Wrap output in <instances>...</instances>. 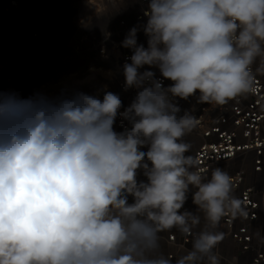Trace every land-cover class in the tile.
Here are the masks:
<instances>
[{
	"label": "clouds",
	"instance_id": "1",
	"mask_svg": "<svg viewBox=\"0 0 264 264\" xmlns=\"http://www.w3.org/2000/svg\"><path fill=\"white\" fill-rule=\"evenodd\" d=\"M144 15L147 47L136 27L121 43L124 89L137 90L126 108L107 90L0 93V264H236L217 229L248 211L227 171L187 154L200 121L176 98L225 106L256 91L264 0H148ZM118 116L130 127L117 132ZM172 229L191 243L175 257L161 245Z\"/></svg>",
	"mask_w": 264,
	"mask_h": 264
},
{
	"label": "built area",
	"instance_id": "2",
	"mask_svg": "<svg viewBox=\"0 0 264 264\" xmlns=\"http://www.w3.org/2000/svg\"><path fill=\"white\" fill-rule=\"evenodd\" d=\"M147 3L148 0H99L96 9L85 17L75 16L71 11L67 42L72 54L67 61H78L73 75L80 74L84 77L83 83L89 81L95 85L85 93H99L101 98L104 90L117 93L124 108L135 98L137 90L124 89L122 74L123 64L130 62L132 50L122 47L121 43L130 29L136 27L137 43L147 47L143 32ZM105 33H111L110 37ZM45 39L44 28L38 23L34 34L38 58L47 54ZM252 67L256 91L225 106L197 103L198 93L187 100L176 98L181 114L183 110H190L200 121L197 128L184 137L191 144L187 154L197 157L200 166L209 170V176L215 167L227 171L233 178L234 195L244 201L248 211L246 219L224 217L217 229L226 234L218 251L227 261L236 258V264H264V244L259 243L255 235L257 231L264 234V66L257 60ZM150 70L159 77L158 69ZM171 83L164 80V86ZM85 84L82 87H86ZM126 127H130L129 122L118 116L115 130L120 132ZM138 178L145 179L142 173ZM184 207L195 211L191 195ZM161 237L162 250L173 257L191 248L190 237L176 229L162 233Z\"/></svg>",
	"mask_w": 264,
	"mask_h": 264
},
{
	"label": "rangeland",
	"instance_id": "3",
	"mask_svg": "<svg viewBox=\"0 0 264 264\" xmlns=\"http://www.w3.org/2000/svg\"><path fill=\"white\" fill-rule=\"evenodd\" d=\"M98 2L23 0L20 3L0 0V93H14L27 100L38 95L56 98L71 94L73 90L85 92L93 89V83L87 81L85 84L84 77L73 75L78 61H67L72 54L67 42L71 32L68 16L72 11L75 16L85 17L96 9ZM38 23L46 35L47 54L41 58H38L34 41Z\"/></svg>",
	"mask_w": 264,
	"mask_h": 264
},
{
	"label": "bare ground",
	"instance_id": "4",
	"mask_svg": "<svg viewBox=\"0 0 264 264\" xmlns=\"http://www.w3.org/2000/svg\"><path fill=\"white\" fill-rule=\"evenodd\" d=\"M17 1H18V2H20V3H22V2H23V0H17ZM117 1H118V0H117ZM120 1H121V0H120ZM5 43H6V42H5ZM5 43H4V44H5ZM3 46H4V45H3ZM4 47H5V46H4ZM7 47H8V45H7ZM12 50H14V49L12 48ZM48 53H49V52H48ZM48 57H49V55H48ZM50 60H51V59H49V61H50ZM49 61H48L46 64H48V63H49ZM46 64H45V65H46Z\"/></svg>",
	"mask_w": 264,
	"mask_h": 264
}]
</instances>
